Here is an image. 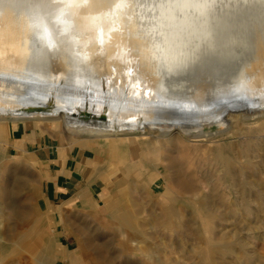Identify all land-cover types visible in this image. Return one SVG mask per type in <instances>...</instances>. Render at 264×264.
<instances>
[{"label":"rangeland","instance_id":"obj_1","mask_svg":"<svg viewBox=\"0 0 264 264\" xmlns=\"http://www.w3.org/2000/svg\"><path fill=\"white\" fill-rule=\"evenodd\" d=\"M129 2L127 17L84 23L40 0H0V94L5 96L0 109H5V93L15 91L21 105L29 107L21 118L44 133L69 145L101 142L124 157V174L111 177L105 203L86 212L69 209L65 232L59 234L54 215L40 210L34 197L36 176L6 158L0 145V264H70L54 259L62 249L76 256L77 264H264V109L243 95L264 79V0ZM194 30L207 44L198 58L190 55L184 63L203 62V76L189 80L205 85L200 97L185 79L153 97L114 89L105 98L109 109L118 104L152 110L148 116L159 125L151 126L146 114L131 117L139 131L104 136L45 99L50 93L72 100L73 80L52 88L28 78L56 76L59 58L69 78L86 69L97 71L104 83L107 62L95 69L85 59L97 54L100 40L116 34L141 37L159 74L167 64L163 39L187 37ZM229 42L235 44L232 57L217 62L216 45ZM67 121L94 132L72 131ZM110 124L115 123H98Z\"/></svg>","mask_w":264,"mask_h":264},{"label":"bare ground","instance_id":"obj_2","mask_svg":"<svg viewBox=\"0 0 264 264\" xmlns=\"http://www.w3.org/2000/svg\"><path fill=\"white\" fill-rule=\"evenodd\" d=\"M40 1L45 5L57 6L61 9H64L65 11L71 13L72 15H74L76 18H78L79 20H81L84 23H87V22H89V23L90 22L100 23L103 21L104 22L105 21H114L115 22L120 17H127L128 13H129L128 7H129V3H130L129 0H40ZM129 10H130V8H129ZM231 22H232V20H231ZM180 24H182V23L180 22ZM187 26H189V25H187ZM184 30H185V28H184ZM185 35H187V34H185ZM146 37H148V36H146ZM140 39H141V37H140ZM140 39L139 40L138 39L137 40L132 39L131 37L127 36L126 34H116L114 36H110L109 40H104V41L100 40L98 42V45L96 48L97 54H93V55L91 54L89 57H87V59H85V61L88 62V65L90 64L92 66V68H95V69L99 68V65L104 67L106 65V62H107L110 73L108 72L109 73L108 74L106 71L105 72L102 71V78L105 80L104 83H101L102 80L100 82L99 78H101V77L99 76L97 71L92 72V71H88L86 69L84 70V68H82L84 70V72H79V75H77V74H75V76L73 75V79H72V77L69 78L68 72L66 71L65 62L59 58L55 59V65L57 68V75L56 76L49 77V78H41V77H37L36 75L32 74L28 78L31 80H35V79L38 80L39 79V80L44 81V82H49L50 87H52V88H57L64 82L65 83H70V82L72 83V80H73V82L75 84V89H74L75 94H74V97L72 100L68 101L66 98H63V99L55 98V97L51 96L50 93H48L50 96L48 95L47 97H45V99H47L51 102H55L57 104L56 105L57 112H59V113L65 112L70 117H72L69 114L70 112L80 111V110H82V111L83 110H90L94 113H97L98 115L107 114L109 121H96L95 123H87L86 122L89 126H95L96 128H94V129H98L101 132H104V136L109 137L115 131L118 133L119 131L128 130V129H132V128L134 130H136V127L131 126L133 124V123H130L131 117H136V118L142 119V115H144V114H146L147 117H149L148 115L151 114L152 110H150L149 108H144V109L138 108L137 109L136 107L118 105V104L112 105L110 107L111 109H109L108 105L105 102V98L109 94H111L114 89H120V90L126 91L128 93H131L132 95L138 96V97H140V96L141 97H153L155 95H159L165 89L172 88V86L175 84H180V82H182L185 79H186L185 81L191 80V78L193 77L194 74L195 75L197 74L199 77L200 74L202 75L204 73V70L201 67L203 62L200 64L193 63V62H191L189 64V62H187V64H186V62L184 63V60L186 57H187V60H189L188 57L190 55H193L194 58H196V57L198 58L199 54H201L200 53L201 49L203 50L204 44H207L205 41H203L199 38L198 33L195 30L193 31V33H191V35H188L187 37H184V35L181 37L180 36L178 37L176 35H173V36L167 35V37L165 39H163L161 37V39L166 40L165 42H163L165 46H164V48H161L162 49L161 54H162V52H164L162 57H164V60L167 61V64L164 65L165 66L164 68L161 65V68L163 69V71H160L161 73H159V74L157 73L159 71H157L156 74L159 75V76H157L154 73L155 72L154 67L150 64L151 58H149V56H151V53H149V52L146 53V46H145L146 44H144ZM146 39H148V38H146ZM217 39H219V38H216V40ZM143 40H144V38H143ZM14 41H18V40H14ZM221 43H223V42H221ZM233 44H231V42H229L227 44H217L216 45V61L217 62H223V61L228 60L232 57V52H230V50H232V48H233L232 46L235 45V44L234 45ZM102 45H103V47H102ZM105 45H106V48H104ZM150 45H153V44H150ZM160 45H162V44H160ZM224 45H226V46H224ZM201 46H202V48H201ZM208 46L212 50V45H208ZM147 48H149V47H147ZM158 49H160V48H158ZM193 49H196V52ZM204 49H205V47H204ZM208 53H209V51H208ZM139 54H141L142 56H140ZM154 54H155V52H154ZM212 55H213V53H212ZM259 55H260V53H259ZM214 56H215V53H214ZM155 57H157V55ZM260 57H261V60L263 61L264 51L261 52ZM211 58H213V57L211 56ZM191 61H192V59H191ZM210 61H211V63H210L211 66L215 64V61H213V60H210ZM156 62L157 61H155V63ZM241 65H243V64H241ZM256 65H258V64H256ZM154 66H156V64ZM128 68H129V71H128ZM165 68H166V70H165ZM164 70H165V72H164ZM225 71H226V69H225ZM99 72H101V71L99 70ZM118 73H119V75H118ZM129 74H130V78L128 79L127 77ZM187 75H189V79H187L188 78ZM246 79H248V78H246ZM112 80L115 82L114 86H113ZM189 82H190L189 84L195 90L198 97H200V95L202 93L206 92L205 91L206 87H204L205 85L204 86H203V84L200 85L199 81H196V82H198L197 85L196 84L194 85V82H192V81H189ZM110 83L112 84V86L110 85ZM255 84H257V83H255ZM255 84H253V86H251L250 88L249 87L247 88V94L251 95L252 97L255 98V103L257 105L263 106L264 105V79H262L261 84H259V85L258 84L255 85ZM30 86H32V87L41 86V84L36 83L34 81H30ZM30 91L31 92H29V93H32V91H34V90H32V88H31ZM18 92H21V91H18ZM0 93H2V91H0ZM5 94H7L8 99L6 101H4L5 109H0V120H6V119L10 118L12 113L15 114L14 118L25 117L29 113L25 109V108H29V107H24L23 105H21V103L17 99L18 94L17 93L15 94V91L9 90V93H5ZM3 98H5V96H2L0 94V99H3ZM42 98H44V97L42 96ZM15 99H17L16 101L18 103L15 102ZM34 103H36V102L35 101H29L30 105H32ZM40 103H42V105L46 104V102H43V101H41ZM252 103H254V102H252ZM19 107H20V109H17ZM111 115L112 116L115 115L116 118H118L117 122H115L113 120ZM72 118H75V117H72ZM162 118H166V117H162ZM76 119H78V118H76ZM14 120H16V119H14ZM153 120H154L153 118L149 117V121H150L149 124L151 126L152 125H159V124L153 123ZM163 120H165V119H163ZM217 121H218V118H216V122ZM100 122H102V123H115V124L99 126L98 123H100ZM165 124H167V123H165ZM66 125L69 127L70 130L74 131L76 129L80 133L85 132V131L90 132V133L94 132V130H92V128H90L91 130L90 129H84L83 126L81 128H79L78 124L72 125L69 121L66 122ZM171 125L176 126L174 124H171ZM152 129L153 128H149L150 131ZM136 131H139V130H136ZM167 131H169V130H167ZM99 134L101 135V133H99ZM182 134H184V133H182ZM96 136H98V135H96ZM170 169H172V168L170 167ZM195 190H197V189H195ZM55 256H57V254ZM59 256L61 257L60 260L63 261L64 263L69 262L70 264H77V261L75 259L76 256L74 257L73 255H70V252L63 251V253L59 254Z\"/></svg>","mask_w":264,"mask_h":264},{"label":"crops","instance_id":"obj_3","mask_svg":"<svg viewBox=\"0 0 264 264\" xmlns=\"http://www.w3.org/2000/svg\"><path fill=\"white\" fill-rule=\"evenodd\" d=\"M0 145L6 158L21 162L36 176L34 197L40 210L54 215L59 234L65 232L63 219L69 209L86 212L100 207L111 177L124 174V157L115 155L112 147L101 142L62 143L25 118L0 120ZM54 257L61 261L59 253Z\"/></svg>","mask_w":264,"mask_h":264},{"label":"water","instance_id":"obj_4","mask_svg":"<svg viewBox=\"0 0 264 264\" xmlns=\"http://www.w3.org/2000/svg\"><path fill=\"white\" fill-rule=\"evenodd\" d=\"M259 52H260V50L253 53L252 61L258 59ZM243 95L248 100H253V102H255V98L252 97L251 95H248V94H243ZM240 99H242V98H240ZM259 107L264 109V105L263 106L259 105ZM69 114L72 117L79 118L83 122L95 123L96 121H109L107 114L98 115L97 113H94V112H92L90 110L73 111V112H70ZM217 124L218 123L216 122V125Z\"/></svg>","mask_w":264,"mask_h":264}]
</instances>
